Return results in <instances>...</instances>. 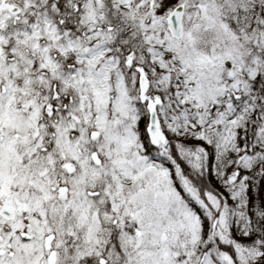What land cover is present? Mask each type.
<instances>
[{
	"label": "snow or ice",
	"instance_id": "snow-or-ice-1",
	"mask_svg": "<svg viewBox=\"0 0 264 264\" xmlns=\"http://www.w3.org/2000/svg\"><path fill=\"white\" fill-rule=\"evenodd\" d=\"M0 264H264V0H0Z\"/></svg>",
	"mask_w": 264,
	"mask_h": 264
}]
</instances>
